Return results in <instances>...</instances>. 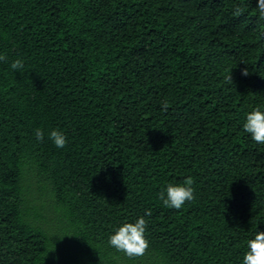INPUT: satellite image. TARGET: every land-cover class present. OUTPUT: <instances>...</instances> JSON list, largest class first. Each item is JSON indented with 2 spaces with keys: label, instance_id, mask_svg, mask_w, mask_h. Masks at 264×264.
<instances>
[{
  "label": "trees",
  "instance_id": "16d2710c",
  "mask_svg": "<svg viewBox=\"0 0 264 264\" xmlns=\"http://www.w3.org/2000/svg\"><path fill=\"white\" fill-rule=\"evenodd\" d=\"M257 4L0 0V264H243L264 233V145L243 128L264 112ZM189 177L195 199L165 207ZM141 216L130 259L109 237Z\"/></svg>",
  "mask_w": 264,
  "mask_h": 264
},
{
  "label": "clouds",
  "instance_id": "9594fccd",
  "mask_svg": "<svg viewBox=\"0 0 264 264\" xmlns=\"http://www.w3.org/2000/svg\"><path fill=\"white\" fill-rule=\"evenodd\" d=\"M257 9L260 18L264 19V0H258ZM242 13L240 7H236L235 15ZM6 55H0V61H6ZM24 62L20 59L15 60L11 64L13 70H21ZM242 75H249L248 69L245 68ZM232 82V76L228 77ZM162 110L167 112L169 108L168 102H162ZM244 131L250 134L251 139L257 144L264 145V112L260 107L250 112L246 116V123L243 126ZM35 137L38 141L43 142L44 132L41 129L35 130ZM49 139L53 141L57 148H64L67 145V137L60 130H52ZM193 178L189 177L182 184H169L164 191L159 193V198L163 201V205L167 208L180 210L186 202L195 199ZM151 210H146V215L151 216ZM147 230V221L141 216L135 223H126L120 227L116 233L109 237V244L118 252H123L128 258H136L143 256L149 248V242L145 233ZM248 251L244 256L243 264H264V233H257L253 240L247 242Z\"/></svg>",
  "mask_w": 264,
  "mask_h": 264
}]
</instances>
